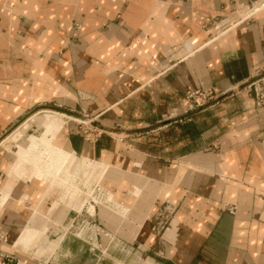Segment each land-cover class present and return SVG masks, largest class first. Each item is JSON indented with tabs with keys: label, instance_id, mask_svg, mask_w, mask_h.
<instances>
[{
	"label": "crops",
	"instance_id": "crops-1",
	"mask_svg": "<svg viewBox=\"0 0 264 264\" xmlns=\"http://www.w3.org/2000/svg\"><path fill=\"white\" fill-rule=\"evenodd\" d=\"M255 1L0 0L1 248L16 264H264V108L247 87L264 8L239 20ZM196 88L219 96L187 112ZM52 104L70 115L42 140L66 154L43 165L52 147L28 144L46 115L41 133L20 129L37 112L4 135ZM101 225L113 261L91 255ZM120 242L131 259L112 256Z\"/></svg>",
	"mask_w": 264,
	"mask_h": 264
},
{
	"label": "rangeland",
	"instance_id": "rangeland-1",
	"mask_svg": "<svg viewBox=\"0 0 264 264\" xmlns=\"http://www.w3.org/2000/svg\"><path fill=\"white\" fill-rule=\"evenodd\" d=\"M45 110H47V111H45ZM64 110L65 109H63L61 106H56V105H53V104L52 105H46V106L38 107L37 109H34L31 113H29V115L27 117H25L23 120H21L18 124H16L14 127H12V129H10V131H8L6 133V135H4V137L7 136V135H10L11 133H13L17 128H19V126L21 124H23V122H25V120L28 117L36 114L37 112H40V113H38V115L36 117H34L32 120H30L28 122L29 124L27 123L26 126H24V127L22 126L20 129H22L23 132H26L27 134L30 133V135H31V133L32 134L33 133H35V134L41 133L42 127L38 126L40 121L37 118L38 117H42V115H46V116H44L43 121H42L43 127H44V131H43L42 135L41 136H36V135L32 136L31 137L32 144L29 143L28 145H31L30 147L34 151L38 150V147H39L40 144H42L43 146H49V148H50V147H52L50 141H51V138L53 137V133L55 134L57 132V131L54 130V128H56V127L51 125V124L52 123H56V121L63 123V120L67 118L66 116L68 114L67 111H64ZM68 115H70V114H68ZM31 121H33L35 123H38V125L37 126H31L32 125V124H30V123H32ZM42 137H45V138L49 137L50 141H43ZM40 140H42V141H40ZM26 142H24V143H26ZM36 143L39 144L37 147L34 146ZM30 147H28V149H30ZM42 151H43L42 152V156L44 158V161L42 162L43 165H45L46 162H47V164L48 163L54 164L53 162L54 161L56 162L57 156H60V155L65 153V152H63V151H61L59 149L53 148V147L50 148L49 150L43 149ZM27 166L31 167V168L33 167L32 164H27ZM48 170L52 171L50 168ZM51 173L52 172L48 173L49 177L52 176ZM38 175H40V174H38ZM43 175L44 174H42L40 176H43ZM87 177L83 173H79L77 175L76 181H77L78 184L80 183L79 187L82 190V193L80 195H78V196H80L83 201L85 200V203H87V206H88V209H87V207L84 208L85 210L83 211V213L86 214L87 216L88 215L89 216L93 215L92 217H94L96 219V220H94L93 224H97V227H100L99 220H101L103 222V219H102L101 214H100L101 213L100 212V204L95 202L93 200V198L87 192L88 191L87 186L89 185L88 183L89 182L93 183L94 180H95V177H91L90 179H88ZM88 180H90V181H88ZM103 180H104L103 174L100 173L98 175V177H97V182L102 183ZM101 190H103V189H101ZM101 190L97 191V193H96V197L97 198L100 197L99 193L101 192ZM103 191H104V194H105V192L107 190L106 191L103 190ZM107 193H109V191H107ZM114 194H116V193H114ZM90 203L95 205V211H93V212H91L89 210V206L91 205ZM166 207H164V205H163L162 209H160V210L165 213L166 212ZM102 229H104L103 226H102V228L100 230H102ZM101 233H102V237L98 233V239L95 238L94 243L91 244V247H92L91 248L92 249L91 250V255H92V257H95L97 261H100V262L101 261L102 262H104V261H113V260H111V257L109 256L110 253L106 255V246H105L106 244L105 243H106L107 240L105 238V234H104L105 232L102 230ZM157 235L160 236L159 234H157ZM119 245L120 246H117L118 247L117 249H114L116 252L114 251V254H112V256H114L115 258L130 257V259H131L134 254H130V253L126 254V252H125L126 250H124L126 247L123 248V250H121L120 247H123V245H122L121 242L119 243ZM112 264H115V263H112Z\"/></svg>",
	"mask_w": 264,
	"mask_h": 264
},
{
	"label": "built area",
	"instance_id": "built-area-1",
	"mask_svg": "<svg viewBox=\"0 0 264 264\" xmlns=\"http://www.w3.org/2000/svg\"><path fill=\"white\" fill-rule=\"evenodd\" d=\"M253 13H251L250 15H246V16L241 15L239 20L241 21L251 16ZM230 21L232 20L224 22L223 25H226ZM223 25H221V27ZM247 87L256 105L258 107L264 108V62L255 69V71L253 72L252 76L250 77L247 83ZM218 96L219 95L212 89L196 88V89L186 90L185 98L188 101L187 112L194 110L195 108L199 106L215 101L218 98ZM79 115L83 116L84 118H81V117H77V118L72 117V118L79 124L81 132L83 133L94 132V133L99 134L98 132L100 128L94 125L93 119L90 117V115L87 112L83 111ZM214 146L216 147V145ZM173 211H174L173 207L168 206L166 207L165 213L160 212L158 215L157 224L155 225L154 230L161 232L165 228L168 222V219L172 215ZM7 240H8L7 234L4 231H0V264H16L15 256L9 252L2 250L1 248V244L6 242Z\"/></svg>",
	"mask_w": 264,
	"mask_h": 264
},
{
	"label": "bare ground",
	"instance_id": "bare-ground-1",
	"mask_svg": "<svg viewBox=\"0 0 264 264\" xmlns=\"http://www.w3.org/2000/svg\"><path fill=\"white\" fill-rule=\"evenodd\" d=\"M263 7H264V0H263V1H259V2L255 5V7H254L253 9H249V10L247 9V10H245V11L243 12L242 15H244V16H246V15H250L251 13L256 12V11L262 9ZM231 19H233V16L228 15V16L225 18L224 21L219 22V26L221 27V25H223L224 22L229 21V20H231Z\"/></svg>",
	"mask_w": 264,
	"mask_h": 264
},
{
	"label": "water",
	"instance_id": "water-1",
	"mask_svg": "<svg viewBox=\"0 0 264 264\" xmlns=\"http://www.w3.org/2000/svg\"><path fill=\"white\" fill-rule=\"evenodd\" d=\"M259 1H263V0H257V1H255V2L251 5V7L248 8V10H249V9H253V8L255 7V5H256ZM69 114H70V113H69ZM76 116L81 117V118H84V117L81 116V115H76Z\"/></svg>",
	"mask_w": 264,
	"mask_h": 264
}]
</instances>
